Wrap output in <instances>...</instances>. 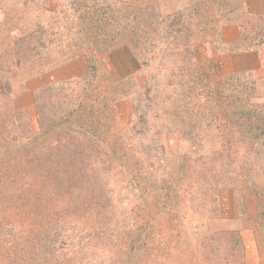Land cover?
<instances>
[{"label": "rangeland", "instance_id": "obj_1", "mask_svg": "<svg viewBox=\"0 0 264 264\" xmlns=\"http://www.w3.org/2000/svg\"><path fill=\"white\" fill-rule=\"evenodd\" d=\"M0 264H264V0H0Z\"/></svg>", "mask_w": 264, "mask_h": 264}, {"label": "trees", "instance_id": "obj_2", "mask_svg": "<svg viewBox=\"0 0 264 264\" xmlns=\"http://www.w3.org/2000/svg\"><path fill=\"white\" fill-rule=\"evenodd\" d=\"M6 34H7V31L5 32V36H4L5 39H6ZM227 98H229V99H227V105L228 106H226V107L228 108L229 112H231L233 115L238 114V113H243L241 111L243 109L242 104H240L238 101H231L229 96H227Z\"/></svg>", "mask_w": 264, "mask_h": 264}]
</instances>
